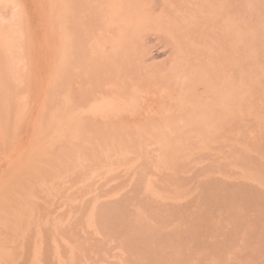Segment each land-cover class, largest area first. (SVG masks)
Returning <instances> with one entry per match:
<instances>
[{"label":"rangeland","instance_id":"1","mask_svg":"<svg viewBox=\"0 0 264 264\" xmlns=\"http://www.w3.org/2000/svg\"><path fill=\"white\" fill-rule=\"evenodd\" d=\"M196 1L0 0V264H264V0Z\"/></svg>","mask_w":264,"mask_h":264},{"label":"bare ground","instance_id":"2","mask_svg":"<svg viewBox=\"0 0 264 264\" xmlns=\"http://www.w3.org/2000/svg\"><path fill=\"white\" fill-rule=\"evenodd\" d=\"M116 0H55V4H57L56 7V12L58 10V15H62L64 16L63 18H60L56 24V28H58L57 30L60 31L62 29L66 30V36L64 40H62V42H64L65 44H67L68 46L70 45H74L75 43H79L82 40V36H81V31L82 30H90L92 27V21L90 19L91 15H105L107 14H120L121 12H124L128 9H125V7L120 6L119 4H115ZM141 1V0H140ZM199 1L198 3H196V9H194V11H199L201 10L202 5L201 2L205 1V0H197ZM196 1V2H197ZM5 4H7V1L4 2ZM83 6V9H80V7ZM180 5H176V7L174 6V11L173 13L177 15H180L179 13L182 11V8H180ZM58 8V9H57ZM82 11H85L82 13ZM131 12H139L141 11V7H138L136 5V2H132L131 5ZM188 12L186 15H191L192 12ZM142 14V13H140ZM175 17L173 22H177L179 23V18ZM68 20V21H67ZM67 21V22H66ZM60 36V35H59ZM1 37V36H0ZM3 39V37H1V40ZM94 41H92L93 43ZM97 42H101V40H98ZM60 60L58 63V69H59V73L56 76V78L54 79V83H53V89H57V84L59 85L60 83V87L63 88V80H62V73H63V65H62V60H63V51L58 55ZM60 66V68H59ZM74 78L78 79L79 77H77V72H74ZM57 94V91H55ZM55 94V96H56ZM62 96V95H61ZM65 96V95H64Z\"/></svg>","mask_w":264,"mask_h":264},{"label":"crops","instance_id":"3","mask_svg":"<svg viewBox=\"0 0 264 264\" xmlns=\"http://www.w3.org/2000/svg\"><path fill=\"white\" fill-rule=\"evenodd\" d=\"M56 59H57V57H56ZM59 68H60V66H59ZM60 72V71H59ZM55 73H57V64H56V68H55ZM54 78H56V76H54ZM53 82V81H52ZM54 83V82H53ZM56 87V86H55Z\"/></svg>","mask_w":264,"mask_h":264}]
</instances>
